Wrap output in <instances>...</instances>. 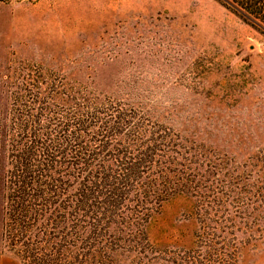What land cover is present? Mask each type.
<instances>
[{
	"label": "rangeland",
	"instance_id": "1",
	"mask_svg": "<svg viewBox=\"0 0 264 264\" xmlns=\"http://www.w3.org/2000/svg\"><path fill=\"white\" fill-rule=\"evenodd\" d=\"M83 93L117 103L125 135L170 131L230 155L232 187L201 204L176 194L111 241L74 237L92 257L56 264H264V33L217 0H0V132L41 100ZM220 199L236 228L216 229ZM3 201L0 264H40L2 234Z\"/></svg>",
	"mask_w": 264,
	"mask_h": 264
},
{
	"label": "trees",
	"instance_id": "2",
	"mask_svg": "<svg viewBox=\"0 0 264 264\" xmlns=\"http://www.w3.org/2000/svg\"><path fill=\"white\" fill-rule=\"evenodd\" d=\"M217 1L264 33V0ZM53 103L44 99L26 114H13L11 128L0 132V195L4 197L0 202L8 203L2 234L5 231L13 246L25 247L23 253L33 254L40 264L81 256L89 261L92 256L72 241L74 237L82 241L93 234L116 239L126 221L131 226L146 224L176 194L189 192L201 204L204 194L205 200L216 202V193L224 195L232 187L230 155L210 152V146L207 151L199 144L186 146L170 131L158 136L134 125L125 135L118 127L125 120L117 103H104L90 93L64 94L61 103ZM139 132L150 140L143 143ZM162 151L163 155L157 154ZM123 154L129 158L123 159ZM207 154L213 160L194 161ZM215 187L223 191H214ZM226 201L230 207V200ZM219 202L221 209L212 220L216 229L218 224L236 228L241 218L235 216L233 221L234 213L222 212L227 207L223 199ZM259 204L255 198L250 210ZM25 258L29 260L28 255Z\"/></svg>",
	"mask_w": 264,
	"mask_h": 264
}]
</instances>
